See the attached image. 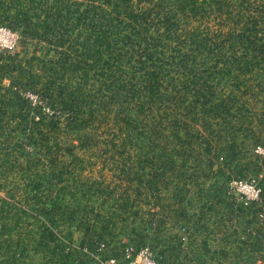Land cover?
I'll return each instance as SVG.
<instances>
[{
    "label": "trees",
    "instance_id": "16d2710c",
    "mask_svg": "<svg viewBox=\"0 0 264 264\" xmlns=\"http://www.w3.org/2000/svg\"><path fill=\"white\" fill-rule=\"evenodd\" d=\"M0 24V264H264V0H0Z\"/></svg>",
    "mask_w": 264,
    "mask_h": 264
},
{
    "label": "built area",
    "instance_id": "2783aa9c",
    "mask_svg": "<svg viewBox=\"0 0 264 264\" xmlns=\"http://www.w3.org/2000/svg\"><path fill=\"white\" fill-rule=\"evenodd\" d=\"M19 43L20 32L5 24H0V48L14 51L19 47ZM27 95L34 100L37 99L36 95L31 91H28ZM255 150L257 153L263 154L264 146L258 145ZM229 191L238 195L245 202H250L252 200H260L262 188L259 179L255 176H250L248 178L231 179L229 182ZM96 258L99 264H168L165 261L159 260L154 254L153 249L148 245L142 247L137 252H135L133 246L126 247V261H121L116 257L101 260L99 255H97Z\"/></svg>",
    "mask_w": 264,
    "mask_h": 264
},
{
    "label": "rangeland",
    "instance_id": "374dc122",
    "mask_svg": "<svg viewBox=\"0 0 264 264\" xmlns=\"http://www.w3.org/2000/svg\"><path fill=\"white\" fill-rule=\"evenodd\" d=\"M19 49L21 48V46L18 47ZM95 173H97V171H95ZM154 251V250H153ZM154 254L156 255V252L154 251Z\"/></svg>",
    "mask_w": 264,
    "mask_h": 264
}]
</instances>
